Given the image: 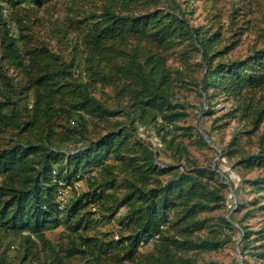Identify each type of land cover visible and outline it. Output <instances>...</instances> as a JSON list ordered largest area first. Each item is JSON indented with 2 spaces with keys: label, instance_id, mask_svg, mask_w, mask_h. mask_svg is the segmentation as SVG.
<instances>
[{
  "label": "trees",
  "instance_id": "trees-1",
  "mask_svg": "<svg viewBox=\"0 0 264 264\" xmlns=\"http://www.w3.org/2000/svg\"><path fill=\"white\" fill-rule=\"evenodd\" d=\"M58 1L68 2L62 18L36 14ZM188 14L176 0H0V264H13L12 250L23 264H219L188 254L229 242L198 235L211 227L201 216L226 206L229 174L219 164L200 166L179 140L191 139L194 128L177 125L188 114L175 103L182 73L169 61L178 54L184 67L202 69L200 97L231 100L236 108L217 120L249 122L251 137L264 122V47L225 60L240 40L222 46L221 28L196 27ZM45 26L64 49L54 51L36 36V27ZM197 54L201 63L194 65ZM106 88L114 108L96 96ZM224 123L220 128L230 125ZM139 128L155 130L158 149ZM240 134L219 150L221 157L239 156L235 168L264 172V133L256 153L240 148ZM161 152L172 162L160 163ZM60 182L70 191L64 206ZM243 183L254 195L237 204L246 210L235 223L246 264L264 259V225L258 231L244 225L264 210V174ZM122 209L116 235L98 232ZM233 225L224 217L218 228ZM61 228L55 243L48 233ZM152 242V251H141Z\"/></svg>",
  "mask_w": 264,
  "mask_h": 264
},
{
  "label": "rangeland",
  "instance_id": "rangeland-1",
  "mask_svg": "<svg viewBox=\"0 0 264 264\" xmlns=\"http://www.w3.org/2000/svg\"><path fill=\"white\" fill-rule=\"evenodd\" d=\"M14 0H10L13 3ZM178 3L182 2V8H188V18L192 25L196 27H207L216 31L222 29L224 42L222 46L230 45L232 42L240 40V43L226 56V59H244L253 49H260L264 47V0H202L196 1L189 5L183 3L182 0H176ZM67 1H58L52 3L50 6L42 9L26 10L25 12L30 14L37 11L36 14L42 17H52V19L62 18L65 15ZM15 12V11H14ZM23 12V13H25ZM16 15V14H15ZM36 36L42 37L48 41L50 47L54 51L64 49L63 43L57 42L51 38L48 31V26L36 27ZM237 33H239L237 35ZM192 64H200L201 56L195 55L192 60ZM169 66L174 70H180L182 73V82H177L176 87V99L175 103L183 106L188 117L185 120L180 121L177 125L190 128L194 130L192 138L179 137V140L187 145L188 150L192 158H194L200 166L203 167H215L216 164L220 165L221 170L229 174V179L226 178L224 183L227 184V188L224 190L226 197V206L213 213L204 214L202 219H208V223L211 226L209 229L203 230L198 233L199 236H219L222 239H227L222 249L211 252L196 253L190 252V257H195L200 263L217 262L219 264H244L242 253V236L243 230L236 225L237 221H241L245 214V209H237L238 201L243 200L251 201L254 195L250 194L249 185L244 184L246 179L254 178L257 175H263V171H255L252 173H246L234 167L239 156L233 158H222L220 155V149H224L229 144L232 136L236 130H240V148L245 153H256L259 150V137L264 133V122L261 125L256 135L251 137L246 136L245 132L250 130L249 122H239L238 119H227L225 121H218L217 119L224 114L229 113L232 109L236 108V105L231 101H225L221 98L219 101L205 100L200 97V87L198 83L203 77V70L200 69L196 72L191 71L189 68L184 67L179 59L178 54L171 55ZM16 75V73H11ZM97 98L105 102L108 107H116L117 100L111 88H106L102 92H96ZM259 98V97H257ZM219 102V103H218ZM211 109L213 114L206 115V111ZM114 120H124L123 116H117ZM224 122H229V126L220 128ZM90 129V137H97L94 128V124ZM104 123L98 124L96 127L97 133L101 134L104 128ZM205 132L211 135L210 139L207 138ZM139 134L141 138H144L147 142L153 143L156 149L159 145V137L155 134L153 129L139 128ZM180 135V132L177 133ZM202 139L205 140L209 146L203 144ZM73 146H70L72 149ZM160 163H171V159L165 152L160 153ZM163 160V161H162ZM222 171V172H223ZM80 190L85 188L84 182L78 183ZM237 192V193H236ZM264 199L259 198V202ZM262 203V202H261ZM126 209H122L119 215L113 220L106 222L103 226L99 227L98 232H104L116 235L120 230V219L124 215ZM232 218L234 222V230H221L219 231L218 225L221 218ZM244 225L248 226L250 230L258 231L264 225V210L257 211L254 215L246 221ZM62 228L54 233H48V236L52 238L53 242H58V234ZM254 238V237H253ZM154 243L144 245L141 247L142 252H150L153 250ZM260 243H257V245ZM16 250H12L10 261L13 264H23L20 260H15ZM131 264V263H129ZM246 264H264V259L252 257L248 259Z\"/></svg>",
  "mask_w": 264,
  "mask_h": 264
},
{
  "label": "built area",
  "instance_id": "built-area-1",
  "mask_svg": "<svg viewBox=\"0 0 264 264\" xmlns=\"http://www.w3.org/2000/svg\"><path fill=\"white\" fill-rule=\"evenodd\" d=\"M5 15L8 14V11L5 10L4 11ZM9 28H13V26L11 25H8ZM77 188H78V185H77ZM69 196H70V191L69 189L66 187L65 183L64 182H60V188H59V193H58V201L59 203L61 204V206H64L68 199H69Z\"/></svg>",
  "mask_w": 264,
  "mask_h": 264
}]
</instances>
